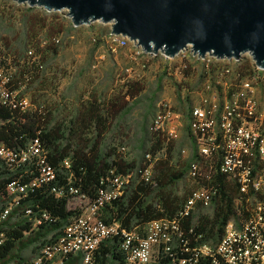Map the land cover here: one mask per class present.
I'll return each instance as SVG.
<instances>
[{"label":"built area","instance_id":"obj_1","mask_svg":"<svg viewBox=\"0 0 264 264\" xmlns=\"http://www.w3.org/2000/svg\"><path fill=\"white\" fill-rule=\"evenodd\" d=\"M4 1L9 5H25L14 0H0V12ZM53 42L58 45L60 39L53 38ZM107 43L112 51L131 44L135 56L139 58L158 55L147 53L136 42L111 32ZM41 44H47V39L42 40ZM187 52L199 60L213 59L216 64L213 67L210 65V68L208 65L202 85L193 91L187 105L189 131L186 134L191 148H183L181 155L189 161L185 180L190 184V194L179 215L173 219L152 221L144 227L143 233L136 229L128 232L119 223L107 225L99 217L106 206L125 195L133 181V173L136 172L135 176L139 173L142 180L152 183L159 154L155 159L146 154L144 169L142 166L125 177L114 176L95 201L90 202L80 196L88 201V206L78 218L65 226L63 234L56 241L41 249L33 264H64L68 256L78 255L81 256V264H97L99 246L115 236L122 238L120 247L126 253V264H161L163 259L169 257L171 264L175 263L174 248L179 243L192 254V260H180L179 264H196L200 258H210L212 264H264V68L256 65L250 53L242 54L239 60L219 59L210 55L201 58L189 46L174 58L159 54L172 61ZM32 53L30 51L28 54ZM245 55L249 57L251 69L244 77H239L229 63H239ZM0 106L21 113L36 111L30 96L13 88L12 74L1 63ZM175 115L171 104L159 103L153 132L167 135L166 131ZM0 160L1 168L13 178L8 184L9 198L0 207L1 225L11 215L16 220L19 212H25L27 207L23 206L24 201L53 182L57 175L47 162V151L39 139L30 141L19 151L0 145ZM62 165L69 169L71 163L67 159ZM220 177H225L238 190L233 200V216L228 220L221 240L189 249L183 240V220L199 212H213L221 196L219 184H215ZM202 181L214 183L216 187L202 185ZM54 191L58 198L63 195L61 191ZM77 192L70 188L71 194ZM48 219L45 212L35 215L30 220L31 231L40 230ZM3 241L0 240V244Z\"/></svg>","mask_w":264,"mask_h":264},{"label":"trees","instance_id":"obj_2","mask_svg":"<svg viewBox=\"0 0 264 264\" xmlns=\"http://www.w3.org/2000/svg\"><path fill=\"white\" fill-rule=\"evenodd\" d=\"M23 7L26 6L10 5L11 9L9 8L7 13L10 10L20 13ZM29 9L34 8L29 7ZM35 21L33 27L28 30L25 55L19 53L2 56L0 49V63L8 70L13 69L12 62L16 64V68L19 66L25 68L26 70L22 69V76L28 78L31 84H34L36 82L34 80L38 78L42 81L46 79L43 70L45 59L50 53L55 55L59 51L52 41L58 35L52 38L53 34L49 32L51 27L47 32L46 19L38 23ZM43 30H46V36L52 42L42 46L38 36ZM6 46L8 47L9 44ZM30 51L33 52L32 55L28 54ZM243 68L248 73L251 69L250 63L246 62ZM183 72L184 75L187 74V71ZM14 79L15 76L12 74L13 88L19 89L21 83ZM145 88L144 83H132L123 96L119 94L110 99H99L95 95H90V99L79 106L76 118L70 121L68 127L60 123L51 126L53 120L51 111L34 99L36 111L32 113L11 111L0 106V122H2L0 145L19 151L30 141L39 139L47 151V162L55 169L57 175L53 182L38 189L35 195L24 201L23 206L30 210L29 213L26 212L27 210L26 213L19 212L16 220L11 215L0 225V240L4 239L0 244V264H33V259L38 257L41 249L56 241L63 234L65 226L81 215L82 209L69 208L71 198L84 196L93 202L98 198L99 192L109 186L114 176L125 177L138 169L136 162L128 163L122 155L116 153L115 149L103 154L101 146L113 121L127 109L129 100L138 97ZM151 141V147L145 154H150L152 159L159 154L154 166L152 183H146L138 173L125 195L99 213V217L107 225L119 223L121 228L128 232L136 229L143 233L144 227L152 221L177 217L184 201L188 198L189 188L177 194L174 186L179 181L185 180L189 161L173 162L174 141L165 133L154 132ZM67 159L71 163L69 169L62 165ZM1 165L0 160V207H3L9 198L8 184L13 178L9 177ZM24 181L27 182L28 179L25 178ZM217 183L221 196L213 212L211 214L199 212L183 220V240L187 242L186 247L189 249L205 243H217L224 235L228 220L233 216V200L238 195V190L225 177L217 178L215 184ZM201 184L215 186L214 183L207 181H202ZM70 188L78 192L71 194ZM54 190L61 191L63 195L56 197ZM43 212L49 216L48 221L41 225L40 230L32 232L30 220ZM121 239V236H115L101 244L96 252V263L126 264V253L120 247ZM174 252H176V261L172 264H179V261L184 259L192 260V254L184 250L182 243L175 246ZM171 260L170 257L165 258L161 264H171ZM64 264H81V256H68ZM196 264H212V262L210 258H200Z\"/></svg>","mask_w":264,"mask_h":264},{"label":"rangeland","instance_id":"obj_3","mask_svg":"<svg viewBox=\"0 0 264 264\" xmlns=\"http://www.w3.org/2000/svg\"><path fill=\"white\" fill-rule=\"evenodd\" d=\"M21 6L26 7H23L20 13L12 10L7 13L10 5L5 1L2 4L0 49L2 56L19 53L25 55L28 30L33 27L34 20L38 23L46 19L47 32L51 27L49 32L53 34L52 38L58 35V53H50L45 59V80L38 78L34 80V84L29 83L28 78L22 76L25 68H16L14 62L11 63L13 69L9 70L15 76L14 80L21 83L19 89L22 94H28L33 103L34 99L51 111V126L60 123L68 127L70 121L76 118L79 106L90 99V95L99 99H110L119 94L123 96L132 83H144L145 90L133 100L127 98V109L113 121L102 142L103 154L115 149L125 161L136 162L140 168L146 159L145 153L152 144L153 122L158 104L169 103L176 113L173 123L166 131L168 137L174 141L173 162H184L181 151L183 148H191L186 134L189 131L187 105L193 91L202 85L208 65L209 68L210 65L213 67L215 60H199L189 52L172 61L162 54L139 58L135 56L131 44L112 51L107 43L111 24L93 22L75 27L65 11L48 12L38 7L29 9L27 4ZM47 32L41 31L38 39H47L49 43L51 40H48ZM246 62H249L247 55L239 63L231 62L229 65L232 70L237 71L239 77H244L247 74L243 68ZM183 71H187V74L184 75ZM42 85L43 90L40 91ZM34 105L36 107V104ZM160 156L162 157V154ZM135 174L136 172L132 174V182ZM189 186L188 180H182L176 183L174 190L181 194L188 190ZM87 206L88 201L79 197L69 200L70 209L83 211ZM205 213L211 214V211Z\"/></svg>","mask_w":264,"mask_h":264},{"label":"water","instance_id":"obj_4","mask_svg":"<svg viewBox=\"0 0 264 264\" xmlns=\"http://www.w3.org/2000/svg\"><path fill=\"white\" fill-rule=\"evenodd\" d=\"M67 11L75 27L111 24V33L147 53L176 57L189 46L201 58L239 60L250 53L264 68V0H14Z\"/></svg>","mask_w":264,"mask_h":264}]
</instances>
